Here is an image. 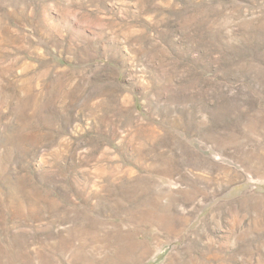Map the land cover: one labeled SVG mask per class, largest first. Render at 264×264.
Returning <instances> with one entry per match:
<instances>
[{"label": "rangeland", "instance_id": "374dc122", "mask_svg": "<svg viewBox=\"0 0 264 264\" xmlns=\"http://www.w3.org/2000/svg\"><path fill=\"white\" fill-rule=\"evenodd\" d=\"M0 264H264V0H0Z\"/></svg>", "mask_w": 264, "mask_h": 264}]
</instances>
